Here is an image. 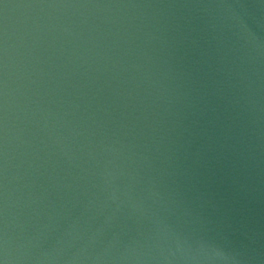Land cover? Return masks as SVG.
<instances>
[{
	"label": "water",
	"instance_id": "water-1",
	"mask_svg": "<svg viewBox=\"0 0 264 264\" xmlns=\"http://www.w3.org/2000/svg\"><path fill=\"white\" fill-rule=\"evenodd\" d=\"M0 264H264V0H0Z\"/></svg>",
	"mask_w": 264,
	"mask_h": 264
}]
</instances>
